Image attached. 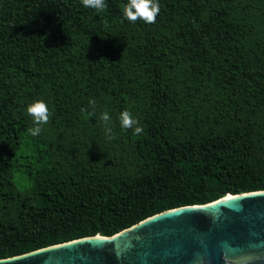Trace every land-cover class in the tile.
Returning a JSON list of instances; mask_svg holds the SVG:
<instances>
[{
    "label": "trees",
    "instance_id": "trees-1",
    "mask_svg": "<svg viewBox=\"0 0 264 264\" xmlns=\"http://www.w3.org/2000/svg\"><path fill=\"white\" fill-rule=\"evenodd\" d=\"M242 1L159 0L149 24L127 0H0V257L264 189V25L244 15L264 0Z\"/></svg>",
    "mask_w": 264,
    "mask_h": 264
},
{
    "label": "water",
    "instance_id": "water-1",
    "mask_svg": "<svg viewBox=\"0 0 264 264\" xmlns=\"http://www.w3.org/2000/svg\"><path fill=\"white\" fill-rule=\"evenodd\" d=\"M0 264H264V189L163 209L111 235L0 257Z\"/></svg>",
    "mask_w": 264,
    "mask_h": 264
},
{
    "label": "clouds",
    "instance_id": "clouds-1",
    "mask_svg": "<svg viewBox=\"0 0 264 264\" xmlns=\"http://www.w3.org/2000/svg\"><path fill=\"white\" fill-rule=\"evenodd\" d=\"M81 2L84 7L95 9L97 12L103 11L107 7L106 0H81ZM159 12V0H127V3L123 6L124 17L132 23L137 20H143L149 24L155 23ZM89 104L93 109L95 108L94 100H90ZM83 111H87V109ZM27 113L33 118L35 124V127L28 129V131L32 136H37L42 131L41 125L49 122L51 116L49 107L43 99H37L27 106ZM101 118L106 125V134H108L109 138H112V129L107 126L111 123L110 116L104 113ZM119 120L122 128L134 129L136 134L142 133L143 128L139 125L138 119L133 117L131 111H122Z\"/></svg>",
    "mask_w": 264,
    "mask_h": 264
},
{
    "label": "rangeland",
    "instance_id": "rangeland-1",
    "mask_svg": "<svg viewBox=\"0 0 264 264\" xmlns=\"http://www.w3.org/2000/svg\"><path fill=\"white\" fill-rule=\"evenodd\" d=\"M248 1L254 2V0H243L242 2L246 5ZM253 12V8L244 9V15L246 18L245 22L247 23V25H250L252 27L250 33L251 35H256L264 25V14H262L260 11H255L254 13Z\"/></svg>",
    "mask_w": 264,
    "mask_h": 264
}]
</instances>
